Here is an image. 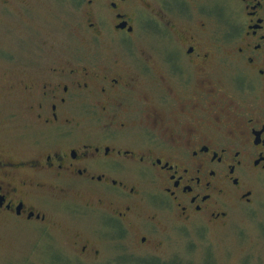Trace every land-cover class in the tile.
I'll use <instances>...</instances> for the list:
<instances>
[{
	"label": "flooded vegetation",
	"instance_id": "flooded-vegetation-1",
	"mask_svg": "<svg viewBox=\"0 0 264 264\" xmlns=\"http://www.w3.org/2000/svg\"><path fill=\"white\" fill-rule=\"evenodd\" d=\"M75 2L84 44L0 85V221L68 216L74 252L98 259L261 206L264 0ZM26 6L0 0V17Z\"/></svg>",
	"mask_w": 264,
	"mask_h": 264
},
{
	"label": "rangeland",
	"instance_id": "rangeland-1",
	"mask_svg": "<svg viewBox=\"0 0 264 264\" xmlns=\"http://www.w3.org/2000/svg\"><path fill=\"white\" fill-rule=\"evenodd\" d=\"M27 3L29 7L23 13L0 17V85H4L6 74H23L25 65L32 70L36 64L45 67L53 42L59 48L57 57L67 54L66 45L81 46L85 42L79 27L82 12L75 0H27ZM41 43L43 47L37 54L36 48ZM42 50L44 59L40 58ZM3 102L4 96L0 93V105ZM10 126L16 127V124L12 122ZM11 143L12 138L7 148ZM262 193L261 206L239 210L225 228L195 224L176 227L168 220L158 237L163 243L157 250H151L153 254L142 249L133 251L129 240L116 246V241L105 239L108 246L102 248L98 259L78 255L71 247L77 231L72 226L75 221L65 215L48 228L36 223L0 221V264H154L157 261L162 264H264ZM97 227L93 218L82 223L88 235Z\"/></svg>",
	"mask_w": 264,
	"mask_h": 264
},
{
	"label": "trees",
	"instance_id": "trees-1",
	"mask_svg": "<svg viewBox=\"0 0 264 264\" xmlns=\"http://www.w3.org/2000/svg\"><path fill=\"white\" fill-rule=\"evenodd\" d=\"M154 264H162V263H159V262L157 261V262H155Z\"/></svg>",
	"mask_w": 264,
	"mask_h": 264
}]
</instances>
